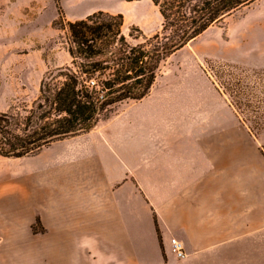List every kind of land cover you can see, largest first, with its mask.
I'll return each instance as SVG.
<instances>
[{"label":"crops","instance_id":"1","mask_svg":"<svg viewBox=\"0 0 264 264\" xmlns=\"http://www.w3.org/2000/svg\"><path fill=\"white\" fill-rule=\"evenodd\" d=\"M73 1L70 21L142 16L129 1ZM228 37L239 62L259 51L238 24ZM0 264H264V136L197 70L160 71L145 98L88 132L0 155Z\"/></svg>","mask_w":264,"mask_h":264},{"label":"trees","instance_id":"2","mask_svg":"<svg viewBox=\"0 0 264 264\" xmlns=\"http://www.w3.org/2000/svg\"><path fill=\"white\" fill-rule=\"evenodd\" d=\"M53 1V26L65 31L70 64L43 76L30 110L0 113L4 157L35 155L54 141L88 132L113 105L142 100L174 52L255 0H149L162 18L150 36L136 25L125 33L118 13L95 11L69 21L59 0Z\"/></svg>","mask_w":264,"mask_h":264},{"label":"rangeland","instance_id":"3","mask_svg":"<svg viewBox=\"0 0 264 264\" xmlns=\"http://www.w3.org/2000/svg\"><path fill=\"white\" fill-rule=\"evenodd\" d=\"M128 1L138 7L134 13L142 16L122 15L125 33L134 22L146 28L148 32L143 33L147 36L160 30L162 18L149 0ZM59 3L67 20L75 17L73 0H68L66 9L60 0ZM56 18L53 0H0V113L7 102L5 112L12 108L20 113L30 110L43 76L70 64L65 31L53 26ZM237 24L258 41L259 51L255 48L252 55L254 62L250 60L251 53L241 57L243 62L235 60V40L224 42ZM154 27L155 32L148 30ZM258 54L264 55V0H255L212 24L202 35L174 52L161 65L160 71L184 75L197 70L205 77L206 85L234 108L236 117L251 135L260 138L264 136V60L256 62ZM8 75H11L12 96H8L4 88ZM131 102L113 105L102 120Z\"/></svg>","mask_w":264,"mask_h":264},{"label":"built area","instance_id":"4","mask_svg":"<svg viewBox=\"0 0 264 264\" xmlns=\"http://www.w3.org/2000/svg\"><path fill=\"white\" fill-rule=\"evenodd\" d=\"M171 247L170 250L171 252L177 257V258H183L184 253L181 249L180 244H178V242H176L174 239H171Z\"/></svg>","mask_w":264,"mask_h":264}]
</instances>
